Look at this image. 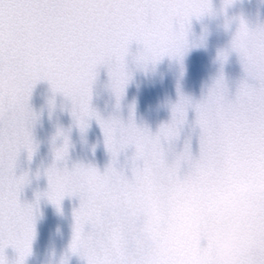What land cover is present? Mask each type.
I'll return each instance as SVG.
<instances>
[{
    "label": "snow or ice",
    "instance_id": "snow-or-ice-1",
    "mask_svg": "<svg viewBox=\"0 0 264 264\" xmlns=\"http://www.w3.org/2000/svg\"><path fill=\"white\" fill-rule=\"evenodd\" d=\"M231 2L224 0V7ZM212 13V0H0V79L8 75L13 81L11 90L0 89V264H9L8 246L17 253L14 264H24L35 235L37 205L20 200L28 173L17 175L15 169L21 151L29 160L35 152L32 126L38 114L29 100L42 80L71 100L81 132L96 119L111 157L103 171L90 163L68 167L64 135L45 170L50 201L59 207L65 196L79 198L69 250L85 264H173L156 255L161 239L179 255L218 224L210 201L187 194L213 189L221 161L234 155L264 172V25L252 28L243 17L230 47L219 53L222 62L232 51L240 59L244 75L234 91L221 73L200 100L181 94L172 119L155 132L137 125L131 112L125 123L91 107L101 66L119 107L131 78L127 58L133 43L138 65L182 57L192 19ZM190 108L199 128L198 155L190 140L171 151ZM130 148L121 165L120 154ZM252 198L253 223H264V192ZM235 264H264V248L242 241Z\"/></svg>",
    "mask_w": 264,
    "mask_h": 264
},
{
    "label": "water",
    "instance_id": "water-1",
    "mask_svg": "<svg viewBox=\"0 0 264 264\" xmlns=\"http://www.w3.org/2000/svg\"><path fill=\"white\" fill-rule=\"evenodd\" d=\"M212 7V14L192 19L187 37L189 44L182 57L165 55L154 64L138 65L135 61L138 46L133 43L127 58L131 78L120 98L119 107L109 87L107 69L101 66L92 86L91 107L105 119L119 116L125 123L131 112L137 125H146L155 132L161 124L172 119V106L181 94L194 101L200 100L221 73L234 91L236 83L244 75L240 59L232 51L222 62L219 53L230 47L239 18L243 17L252 28L264 25V0H232L226 8L224 0H212ZM12 87L10 76L0 79V89L7 92ZM29 103L38 114L32 126L35 152L29 160L27 152L21 151L15 169L17 175L27 172L29 177L20 200L37 205L35 235L24 264H61L65 258L67 264H85L80 256L69 250L73 236V211L79 207V198L65 196L59 207L50 201L45 195L49 187L45 170L54 161V148L61 146L64 135H67L68 167L77 162L90 163L103 171L111 160L103 132L95 118L81 132L71 114V100L60 93H53L46 80L35 85ZM194 119L195 112L190 108L179 138L171 146L172 152L180 151L185 140H190L193 155H198L199 128L195 126ZM58 132L63 135H58ZM132 151L130 148L120 154L121 165L126 164ZM58 163L63 166V162ZM260 192H264V172H259L249 158L234 155L223 159L213 189L196 188L187 194L197 202H211L218 219L217 227L179 255L173 244L161 239L156 255L162 262L172 259L173 264H222L216 253L221 245H225L231 253L229 264H235L236 252L242 241L264 248V223H253L255 203L252 197ZM5 256L9 264H14L17 259V253L11 246L5 249Z\"/></svg>",
    "mask_w": 264,
    "mask_h": 264
},
{
    "label": "clouds",
    "instance_id": "clouds-1",
    "mask_svg": "<svg viewBox=\"0 0 264 264\" xmlns=\"http://www.w3.org/2000/svg\"><path fill=\"white\" fill-rule=\"evenodd\" d=\"M216 257L222 264H229L231 260V253L227 246L221 245L216 253Z\"/></svg>",
    "mask_w": 264,
    "mask_h": 264
}]
</instances>
